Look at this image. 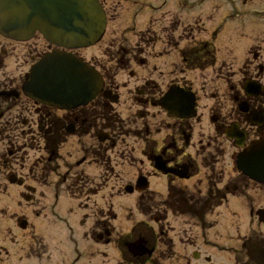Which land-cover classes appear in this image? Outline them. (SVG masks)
<instances>
[{"label": "flooded vegetation", "instance_id": "1", "mask_svg": "<svg viewBox=\"0 0 264 264\" xmlns=\"http://www.w3.org/2000/svg\"><path fill=\"white\" fill-rule=\"evenodd\" d=\"M250 2L255 3L252 19L263 22L264 9L254 8H264V0ZM197 27L195 21L190 34ZM137 39V46L113 47L105 61H85L100 73L102 91L86 103L62 108L32 101L21 85L1 81L5 65L0 57V105L10 103L0 112L1 134L10 138L0 136L8 140L0 154V264L53 261L62 235L57 243L35 230L36 221L50 219L45 213L50 194L58 218V203L68 204V219H60L73 228L70 235L80 233L96 254L112 249L118 256L114 264H162L168 249L173 264H224L221 259L231 251L234 264H264V23L249 36L229 41L217 59L212 54L205 61L194 56L208 52L206 41L172 56L171 34ZM157 42L163 50H155ZM54 48L48 43L28 48L21 58L31 66ZM163 57H170L168 71L155 63ZM118 70L127 74L122 82L116 80ZM188 72L204 76L198 86L185 79ZM169 90L174 97L177 90L191 95V116L163 107ZM30 150L34 157L23 164L21 151ZM129 164H136V174L120 195L133 196L140 219L127 210L130 229L122 233L113 227L112 207L121 196H109L107 209L98 186L122 182L115 170ZM160 178L166 182L163 195L150 188ZM137 181L145 188L138 191ZM137 241L142 249L134 255L128 245ZM102 264H110L109 258Z\"/></svg>", "mask_w": 264, "mask_h": 264}, {"label": "rangeland", "instance_id": "2", "mask_svg": "<svg viewBox=\"0 0 264 264\" xmlns=\"http://www.w3.org/2000/svg\"><path fill=\"white\" fill-rule=\"evenodd\" d=\"M232 1V4H234L237 9L230 10V8H228V4L225 3L226 1L224 2V0H180V2L175 0H99V3L106 15V27L104 34L98 43L89 48L77 50L75 51V54L84 61L97 60L101 62L102 60L105 61V56L110 52L109 50H112L113 47L117 48L120 46L122 49H128L133 46H137V44H139L137 39L138 36L144 37L148 35L159 36L162 34H171L175 40L172 47H170L172 49V56H177V51L191 46L192 43H196L197 41H206L212 45V51H214L215 58L217 59L223 50L227 49L229 41H234L238 38L241 39V36H249L251 32L255 31L256 24L259 25L264 23V21H254L252 19L255 14H253L250 7L255 6L254 2L247 0L246 3L242 4L241 0ZM161 3H163L162 8L164 9L156 10V12L151 11L154 9L152 7H158ZM179 3L183 8H181ZM262 6L263 5L259 4L254 9L262 10L264 9ZM228 17H231V19H228ZM241 19H243V21H241ZM195 21H198L200 27L194 29L193 36L189 32V28ZM45 43L47 42H45V40L38 33H35V35L27 42L18 43L4 41V39L0 36V57H4L3 64L5 65L2 69L3 79L1 81L16 82L20 88L21 82L24 80V74L30 67V62L27 64L26 61H23L21 58L23 50H28V48L34 50L36 47H44ZM232 49L234 48L232 47ZM155 50H163L160 42H157L155 45ZM2 52L5 53L4 56L2 55ZM169 59L170 57H163L158 62L159 64H157V62L155 63L157 67L160 66L162 70L168 71L167 66L170 63ZM179 61L180 60L177 58L178 64ZM207 74L210 75V73ZM184 76L185 79L193 83L195 87L198 86L202 81V78H204V76L198 72H188L185 73ZM126 78V72L117 71L116 80L118 82H122ZM18 102L22 104V107H26L27 101L25 99H21V101ZM201 105L202 103H200V107ZM9 106L10 103L8 102L7 105H0V112H4ZM8 112L13 113L14 110L11 109L5 113ZM4 129L3 124H0V136L10 139L7 135L1 134V131H4ZM7 139L2 141V138L0 137L1 155H4L5 150L7 149ZM11 141H14V138L11 139ZM18 141L20 143V140ZM21 154L23 155L22 163L26 164L32 160L35 153L30 150L27 152L21 151ZM135 156L137 157L139 155ZM17 170L19 169L17 168ZM2 172L4 173V170H2ZM115 173H119L122 178V182L113 181L108 184V186L102 184L98 186L100 191L98 197L100 198L102 195L103 200L107 201V205H103L107 209L111 206L109 196L120 195L121 187H124V184L135 176L136 164H129L125 168L115 170ZM150 188L155 193L163 195L166 190V182L163 178L153 179V181L150 182ZM120 196V200H116V198L114 199L116 201L112 200V207L116 216V219L113 222V227L116 231L127 233L131 224V221L127 219V210H131L133 212V216L136 220H139L140 217L134 211L135 199L133 196L125 197V195L122 196V194ZM50 198L51 199L48 202V205L50 203L51 207L49 206V208L45 209L46 215H49L56 205V201L52 202L54 199L53 194H50ZM103 200L102 202L99 200L100 204L103 203ZM82 203H84V201H82ZM82 203L81 205H83ZM67 211L68 204L64 199H62L60 203H58L57 214L62 219H68ZM129 215L131 216V219L134 220L132 214L129 213ZM49 217L57 225H55L48 218V216H46V218L36 221L35 230L42 237L54 240L57 243L62 235L64 241H62V246L56 247L53 256L54 259L51 261L52 264H67L75 259L76 264H102V260L106 257L109 258L110 264H114L117 261V253L112 249L107 250V255L106 253L96 254V247L83 244L80 233L76 232L73 236H70L67 227L65 225H61L62 223L58 221L57 216H54V218L51 216ZM168 220H170V218H168ZM69 221L70 223H73L71 218ZM167 225L168 223H165V226ZM171 225L172 224L169 223V226ZM167 236L171 237V233ZM86 241L89 243L88 240ZM22 244H25V242ZM230 244L232 247H235L236 245L235 242H231ZM232 253L233 251L230 252L231 255L229 257L225 256V259L223 258L221 261L224 264H234V257H232ZM103 254H105V256ZM0 257H3V255ZM14 264H17V262H14ZM162 264H173L172 251L169 249L165 252Z\"/></svg>", "mask_w": 264, "mask_h": 264}, {"label": "water", "instance_id": "3", "mask_svg": "<svg viewBox=\"0 0 264 264\" xmlns=\"http://www.w3.org/2000/svg\"><path fill=\"white\" fill-rule=\"evenodd\" d=\"M104 29L105 17L97 0H0V35L12 40L25 41L38 32L58 47L85 48L95 44ZM100 87L101 80L90 67L54 52L32 67L22 90L33 101L62 108L85 103ZM172 97L170 93L163 107L185 114L186 105L179 100L172 103ZM253 161L261 164L259 156ZM143 185L137 181V190ZM141 249L140 241L129 246L136 254Z\"/></svg>", "mask_w": 264, "mask_h": 264}, {"label": "trees", "instance_id": "4", "mask_svg": "<svg viewBox=\"0 0 264 264\" xmlns=\"http://www.w3.org/2000/svg\"><path fill=\"white\" fill-rule=\"evenodd\" d=\"M210 50H211V48L209 47V50H208V52H206V53H205V50H203V52L201 51V52H199V53H195L194 58H197L198 61H200V60L205 61V60H208V59H211V60H212V52H210ZM193 66H194V67L197 66V65H196V62L194 63Z\"/></svg>", "mask_w": 264, "mask_h": 264}]
</instances>
